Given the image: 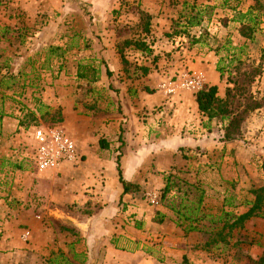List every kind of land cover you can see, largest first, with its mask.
<instances>
[{
    "label": "rangeland",
    "instance_id": "rangeland-1",
    "mask_svg": "<svg viewBox=\"0 0 264 264\" xmlns=\"http://www.w3.org/2000/svg\"><path fill=\"white\" fill-rule=\"evenodd\" d=\"M255 1L105 0L103 15L95 21L89 6L76 0H50L51 5L40 6L33 0H0V164L4 162L2 167L7 169L6 160H10L14 165L9 168L14 171L28 167L32 170L31 133L38 127H60L70 136L68 128L72 124L76 126L82 139L95 140L93 144L96 143L97 139H103L97 132L100 123H113L117 114L122 113L126 106L134 112L140 106L136 102L127 101L125 104L119 96V88L134 90V87H141L147 92H162L163 84L177 83L184 74L201 72L181 70L175 63L183 66L186 60L195 62L204 55H210L211 59L204 58L215 64L220 58H228L230 54H234L245 65H259L261 75L253 83L251 93L257 99L264 98V0H259L261 9L257 12L259 19L256 23L241 20V14H245ZM92 2L93 0L88 3ZM150 6L156 12L162 10L171 16V20L165 24L170 26L169 31L162 33L161 39L163 45L160 48L166 51L150 48V45L155 46L151 42V36L154 35L147 33L154 30V22L149 20L148 32L142 30L146 22L144 13ZM195 16L201 18L200 25L188 26L189 18ZM242 23L250 30L249 39L240 36L239 28ZM156 27H159V23ZM106 41L117 50L120 68L118 66L115 69L112 65L118 57L110 58L109 63L103 59L102 50H106ZM126 41L143 42L147 49H137L133 44L128 46ZM118 49H122L121 55L126 63H122ZM224 63L227 64V60ZM167 64H171V69L165 73L168 79L163 81L161 71ZM79 65L94 69L97 79L91 81V71L87 78L78 79L76 73ZM142 68L147 70L146 73L143 74ZM148 70L151 71L149 74ZM202 73L205 79L204 72ZM145 76L147 81L144 83L141 79ZM120 77H125L129 82L121 85L116 83ZM226 78L227 74L219 85L218 93L221 97L227 87ZM207 86L204 81L203 89ZM182 91L185 90L166 96ZM49 101H56L57 104L50 106ZM143 112L148 113L149 110L143 109L139 114L142 121L145 117ZM161 112L160 106L152 108L153 137L148 136L146 141L140 143L142 147L146 145L147 148H153L152 160H162L158 148L154 147L156 134L165 124L162 117H156ZM219 124L221 123L217 122ZM186 126L183 125V128ZM222 126H216L215 129L220 132L223 130ZM3 127L10 131L12 139L15 138L14 146L7 148L12 157H7L2 150L6 147L2 142ZM190 129L188 132L195 135V127ZM72 138L75 140L73 136ZM237 139L244 143L245 156L241 160L231 154L232 158L228 160H212L208 163L205 158L201 159V154L192 155L185 151L186 154L175 163L177 166L162 173L157 172L153 164V180L148 187L138 189L135 184L129 183V193H134L135 198L147 206L165 207L171 214L174 226L185 235L188 233L184 232L183 227L176 226L177 217L169 209L171 206L185 211L184 208L181 210L180 204L188 205L189 202L198 203L200 200L194 217L198 219V226L205 227L217 219L221 210L244 212L246 208L239 203L251 198L248 191L264 186V106L245 116L241 134L234 140ZM116 149L113 147L111 152ZM121 155L116 158L120 159ZM80 161L81 159L74 165ZM26 164L28 167L24 166ZM14 179L15 175L0 176V241L8 232L7 241L4 244L0 242V264H15L17 258L13 256L21 249L15 242H29L30 232L26 225L28 221L33 223L34 220L47 228L48 234L40 237L49 239L50 242L49 247L45 248L46 259H40L42 263L55 264L58 260L57 263L66 264L65 260H68L67 264H80V257L73 254V261L71 257L80 233L71 229L70 220L47 211L54 207L45 206L40 212H26V204L17 201L15 193H12ZM166 183L170 190L163 194ZM148 194L157 197L156 205L148 201ZM228 201L235 208L228 207ZM69 214L66 212V215ZM214 232L216 230L213 234ZM196 233L199 234L198 240L187 251L200 249L212 264H247L249 257H264L262 218H252L244 223L243 228L233 230L230 236L225 237L226 244L214 235L211 238L219 242L207 245L210 237L202 232ZM225 234L226 231L223 235ZM119 248L129 250L132 246L125 244ZM151 248L148 246L146 253H153L154 249ZM154 254H158L157 250ZM32 260H27V263L34 264ZM189 260L190 257H185L182 264H190Z\"/></svg>",
    "mask_w": 264,
    "mask_h": 264
},
{
    "label": "crops",
    "instance_id": "crops-1",
    "mask_svg": "<svg viewBox=\"0 0 264 264\" xmlns=\"http://www.w3.org/2000/svg\"><path fill=\"white\" fill-rule=\"evenodd\" d=\"M33 1L38 6L51 5L50 0ZM76 1L89 6L94 13L95 21L103 15L105 0H93L92 3H88L92 0ZM146 6L147 4L144 8ZM153 8L150 6L145 11L151 17L150 22H154V30L151 29L147 33L154 35L151 36V42H154L155 46L150 45V48L166 51L160 46L163 45L162 33L169 31L170 26L165 24L171 20V16L162 10L156 12L152 10ZM157 23L159 27H156ZM237 37L242 39L238 35ZM104 45L106 50H102L103 59L109 63L110 58L118 57L117 50L107 41ZM204 57L211 59L210 55H204ZM204 57L198 58L199 60L195 62L186 60L183 66L179 63L175 64L181 70L204 72L207 85L216 86L219 92L222 80L216 71V64ZM112 65L115 69L118 66L120 68L119 57L116 62H112ZM170 69L171 64L163 67L161 71L163 81L168 79L165 73ZM149 72L151 71L148 70L147 74ZM141 80L145 83L147 77ZM102 81H104L103 78ZM126 81L129 82L125 77H120L116 83L121 85ZM119 89V96L125 104L127 101L136 102L139 103V108L134 112L126 106L122 113L117 114L113 123L108 125L100 123L97 132L105 139V142L103 139H97L93 144L95 140L82 139L76 126L70 124L68 132L71 138L73 136L77 141L76 143L72 138L80 152L81 161L77 165L64 164L57 170L38 172L34 168L30 170L26 164L24 166L28 169L20 168L14 171L9 168L13 163L6 160L8 161L7 169L2 167L4 162L0 164V176L15 175V187L12 193H15L14 197L17 201L26 204L28 207L26 212H40L46 207H54L47 211L57 217L63 216L70 220L71 229L80 233L79 241L77 240L74 251L72 250V261L73 254H76L81 258L80 264H182L185 257H190V264H212V261L203 255L200 249L187 251L198 240V233L190 232L185 235L174 226L170 219L171 214L165 207L147 206L143 201L136 199L134 193H124L119 178L121 177L128 184H135L138 189H146L153 180V164L156 171L162 173L171 169L172 166H177L175 163L186 154L185 151L192 155L201 154L203 156L201 159L205 158L208 163L212 160H228L232 158L231 154H235L236 159L241 160L242 156H245L244 143L241 139L224 140L223 130L219 132L215 129L221 127V124L217 125L215 120L208 121L202 116L197 109L193 92L182 91L173 96H166L162 93L163 91L147 92L141 87H134V90L127 87ZM220 95L218 93V96ZM48 103L50 106L57 104L56 101ZM155 105L162 108V112L156 117H162L165 120V124L156 134L157 140L154 146L158 148L162 160H152L153 148L140 145L147 140L148 136L153 137L154 115L151 110ZM143 109L149 112L142 113L145 116L142 121L139 119V114ZM183 125L189 128H183ZM192 126L196 130V133H193L195 135L188 132ZM2 136V142L6 146L2 150L7 157H12L7 148L10 145L14 146L15 138H11L10 131L5 127L2 128ZM113 147L118 150L111 152ZM117 155H121L120 159L116 158ZM66 212L70 214L66 215ZM156 214L159 217L157 220ZM36 216L41 218L39 215ZM27 223L26 229L30 232L29 242L24 240L15 242V245L20 246L21 249L13 256L17 258L14 263L28 264L27 260L33 259L34 264H44L41 260L46 259L45 248L49 247L50 242L49 239L44 240L40 236L48 234L47 228L35 220L33 223L32 221ZM22 225L25 226V224ZM7 235L8 232L2 236L0 241L2 244L7 241ZM125 244L132 248L129 250L119 248L120 245ZM148 246L154 251L157 250L158 254L155 255L153 250H151L153 253H146L145 249ZM70 247L72 248V245ZM57 261L55 264H59ZM67 262L68 260H65L66 264Z\"/></svg>",
    "mask_w": 264,
    "mask_h": 264
},
{
    "label": "trees",
    "instance_id": "trees-1",
    "mask_svg": "<svg viewBox=\"0 0 264 264\" xmlns=\"http://www.w3.org/2000/svg\"><path fill=\"white\" fill-rule=\"evenodd\" d=\"M261 9V4L259 0L255 1V4L251 6L245 14H241V20L246 19L249 23L254 24L259 19V12ZM199 13H197L198 15ZM146 22L143 27V32H148L150 15L144 13ZM201 18L196 16L189 18L187 24L188 26H198L200 25ZM249 28L242 23L239 28L240 36L246 39L251 37ZM126 45H134L137 49H147L143 42L126 41ZM122 49H118L122 63H126L124 57L121 55ZM227 60V64L224 63ZM91 71V81H95L96 71L89 66L79 65L77 68V78L85 79L87 78L88 72ZM143 74L146 73V69L142 68ZM216 71L219 74L221 80L227 74L226 85L224 96H218V91L216 86H207L195 93V101L198 111L202 116L206 117L208 121L215 120L221 123L223 126V138L226 141L234 140L237 136L241 134L242 124L244 118L247 114L253 113L260 110L264 106V98L257 99L252 96L251 90L252 85L255 80L261 75V67L245 65L243 62L234 57V54H230L225 58H220L216 64ZM94 78V79H93ZM2 115L0 114V118ZM103 145V144H102ZM120 176V174H119ZM120 183L123 186L124 193L129 192L130 185L119 178ZM168 183H166L163 194L169 192ZM251 198L249 200H244L239 205L244 206L246 210L242 213H235L232 211L225 212L221 210L220 215L215 221H211L208 226H198V219L195 218V214L198 212L200 200L198 203L189 202L188 205L180 204L181 210L184 208L185 211H180L174 206L172 209L174 215L177 217L176 226L183 227L184 232H202L207 234L210 238L214 235L220 241L225 243V237L230 236L231 232L236 229H241L244 223L252 218H262L264 219V186L252 188L248 191ZM192 207H195L194 209ZM224 207V205H223ZM228 207L235 208V205L228 201ZM156 214V218H157ZM216 218V217H215ZM187 221V224L185 222ZM215 223V226H214ZM216 230V232L213 231ZM224 231L226 234L223 235ZM209 238V242L212 244L219 242V240H213ZM226 244V243H225ZM247 264H264V257L261 256L258 259H247Z\"/></svg>",
    "mask_w": 264,
    "mask_h": 264
},
{
    "label": "built area",
    "instance_id": "built-area-1",
    "mask_svg": "<svg viewBox=\"0 0 264 264\" xmlns=\"http://www.w3.org/2000/svg\"><path fill=\"white\" fill-rule=\"evenodd\" d=\"M202 72L184 74L179 82H168L162 85L165 95L175 94L178 90L199 91L203 89ZM30 161L38 172L57 170L64 164L74 165L80 160L75 141L60 127H38L31 133ZM151 204H157L154 194L147 195Z\"/></svg>",
    "mask_w": 264,
    "mask_h": 264
}]
</instances>
